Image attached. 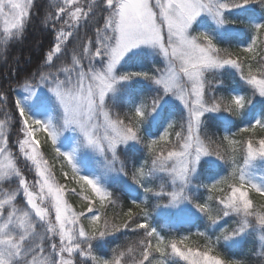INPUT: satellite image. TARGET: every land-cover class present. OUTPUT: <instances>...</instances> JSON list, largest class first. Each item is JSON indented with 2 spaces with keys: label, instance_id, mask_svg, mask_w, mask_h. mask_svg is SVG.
Returning <instances> with one entry per match:
<instances>
[{
  "label": "snow or ice",
  "instance_id": "snow-or-ice-1",
  "mask_svg": "<svg viewBox=\"0 0 264 264\" xmlns=\"http://www.w3.org/2000/svg\"><path fill=\"white\" fill-rule=\"evenodd\" d=\"M34 8L51 34L49 47L22 82L6 90L0 85V114L5 116L0 119V264H167L173 257L186 264H248L222 258L217 248L221 240L233 242L249 232L259 233L264 256V204L257 205L251 195L264 198V175L256 179L251 173L254 161H264V134L256 131L264 133V112L243 123L253 98H264V0H51L46 11L36 0H0V51L6 53L25 39ZM205 18L215 27H206ZM230 31L242 37L250 32V39L238 40L234 50L218 46ZM61 57L65 60L57 64ZM145 57L159 60L148 69L133 66ZM232 70L251 95L237 90L228 97L209 95L207 74ZM137 84L152 95L137 99ZM169 102L180 107L179 130L174 131V114H164ZM235 118L243 125L239 132L247 136L237 140L235 134H209L218 122L230 129ZM153 122L158 135L149 131ZM8 125H19L23 134L17 144L34 169L32 182L17 166L11 150L15 145L4 131ZM37 132L51 142L61 168L65 162L71 166L79 192L59 183ZM65 132L74 136L67 151L60 145ZM145 149L147 158L134 168L132 180L146 197L153 189L145 185L161 177L165 183L156 196L191 205L212 226L235 216L237 226L222 228L215 240L198 232L206 237L205 244L190 246L189 235L160 234L151 223L146 199H132V206L122 212L126 219L114 223L106 214L117 203L113 193L99 178L79 174L76 154L96 153L106 172L126 176L121 151ZM205 166L217 171L203 176L209 183L195 185L208 193L199 202L189 193ZM13 182L15 187H3ZM169 183L173 190L165 192ZM69 195L81 196L82 211L73 209ZM129 230L144 235L124 249L117 245L105 258L107 246Z\"/></svg>",
  "mask_w": 264,
  "mask_h": 264
},
{
  "label": "trees",
  "instance_id": "trees-1",
  "mask_svg": "<svg viewBox=\"0 0 264 264\" xmlns=\"http://www.w3.org/2000/svg\"><path fill=\"white\" fill-rule=\"evenodd\" d=\"M58 2V0H57ZM37 7L47 10V6L51 3V0H36ZM259 11L256 12V15L259 16ZM33 17L31 24L27 28L25 33V39L20 42L12 44L7 52L0 51V85L6 90L9 85H15L17 81H23V79L32 71H34L37 66L41 63L42 53L46 51L49 47V41L51 34L47 28H45L42 23V17L37 16L36 9H33ZM203 24L209 29L215 27V25L210 21V19L205 18ZM243 28V25L240 26ZM91 34V29H89ZM244 39L245 41L250 39V32L246 36H241L239 31H230L223 38H221L218 46L222 48H229L234 50L237 47V41ZM264 40V36L261 37ZM261 48H264V44L260 45ZM63 59V58H62ZM159 59L152 57H145L143 59H138L133 63V66H142L144 69H148L152 66L154 62H157ZM62 61V60H61ZM58 63V61H57ZM234 70L227 73L207 74V80L211 82L209 85V95L215 94L217 96L223 95L228 97L233 90L239 91L244 95H251V90L249 86L245 85L240 79L238 74H233ZM220 81V83H217ZM137 99L139 96H151L152 93L147 89L146 86L137 84L134 86ZM20 90L18 89L17 92ZM13 98L16 96V92L12 93ZM254 103L250 106V110L244 116L243 123H247L250 118L253 116H258L260 113L264 112V98L259 97L258 95L253 98ZM165 115L174 114V119L176 120L175 130H179V113L180 107L175 102H169L166 106ZM123 110V109H121ZM3 114H0L2 116ZM9 115L11 112L9 111ZM227 115V114H225ZM5 119V116H3ZM236 119V124L230 129L225 128L222 122H218L217 126L209 129V134H215V137H223L225 134H235L233 138L239 140L247 134L240 133L239 128L242 125L239 118ZM162 122V120H161ZM147 123V121H146ZM157 122H153L149 131L154 134H157L156 129ZM11 128V129H10ZM8 133L11 132L13 136V141L17 142L19 135H23L19 132V125L16 126H6ZM162 130V129H161ZM173 131V135H174ZM257 135L264 134L260 129H257ZM37 139L41 142L42 151L44 155L54 163V173L57 177L60 184H67L69 188H75L77 192L80 191L79 186L72 181L71 177L74 175L70 166L65 163L63 169L61 165L58 164L56 160V154L52 149L51 142L46 141L44 133L37 132ZM123 147V146H121ZM121 159L125 161V171L127 175L122 174V177L115 182L110 184V191L113 193V199L117 203L111 207L107 208V216L113 219L114 223H122L126 217H123L122 212L127 210L128 207L132 206V199H136L138 202L141 200H147L146 207L150 213L151 223L155 226L161 235L165 238L178 237L179 235H189L190 246H195L196 244L204 245L206 237L198 235V232H205L208 236H211L213 240L215 237L221 234L222 228H227L231 231L232 228L236 227L235 216L230 218H225L223 222L217 226H212L206 217H199L195 214L194 210H188L181 212L178 215L172 216L168 214L163 218L161 216L160 207L161 204L166 201V195L156 196L155 193L160 191V185L165 183L164 179L157 177L152 179L146 187H151L153 191L145 196V193L142 188H139L132 180V173L134 168L139 167V165L147 158L146 149L142 153H120ZM204 160H214L215 157H206ZM149 164L151 163L149 159ZM243 163L242 158L239 161ZM17 166L21 169L22 173L27 177V179L32 182L35 177L34 169L30 168L28 162L25 158L19 157L17 159ZM217 170L214 167L205 166L203 169L202 177L198 181L193 182V187L190 191V195L197 197L199 202H204V198L207 197L208 193L204 189L197 191L195 185L197 183H209V180L203 179L205 175H211ZM67 173L65 177L64 173ZM223 174V173H221ZM170 190V183L165 187L164 191L168 192ZM252 199L257 205L264 204V198L260 197L256 193H252ZM69 204L72 205L73 209L76 211H82L85 206V201L82 200L79 195H69L67 197ZM99 205L97 204V207ZM215 214V204L212 205ZM137 211L136 209H133ZM166 224H163V222ZM137 223L140 221L137 220ZM85 225L87 221H84ZM143 231H124L121 234L117 235V238L113 240L105 249L106 256L105 258H110L112 253L111 249L117 245L121 246V249L126 248L129 244H135L139 239L143 237ZM155 243V241H153ZM262 251L261 244L257 240L254 233L249 232L247 235L243 236L240 243L224 242L221 240L217 252L224 259H244L248 264H264V256L260 255ZM167 264H186L184 261H180L179 258L173 257L167 261Z\"/></svg>",
  "mask_w": 264,
  "mask_h": 264
},
{
  "label": "rangeland",
  "instance_id": "rangeland-1",
  "mask_svg": "<svg viewBox=\"0 0 264 264\" xmlns=\"http://www.w3.org/2000/svg\"><path fill=\"white\" fill-rule=\"evenodd\" d=\"M3 27V21L0 20V29ZM75 41H73L74 43ZM69 49L72 47V44L68 45ZM63 58V59H62ZM157 59V58H156ZM159 59V58H158ZM62 60V61H61ZM61 60L58 61L57 64L62 63L65 60V57H61ZM21 91V90H20ZM40 95L43 96L44 92L41 91ZM178 105V103H176ZM4 115L0 116V119H4ZM44 118V117H41ZM9 126V125H8ZM11 129V128H10ZM6 133H8V130L4 129ZM10 135V145H15V147H12V151L14 154H16L17 159L19 157L24 158L21 154H19V149H18V144L17 142L13 141V136L11 132L8 133ZM20 139H23V135H19ZM74 143V136L71 132H65L61 138H60V145L62 150L67 151L70 150L73 146ZM45 159L53 165V170H54V163L50 159H48L45 156ZM66 163V162H65ZM59 165H61L58 162ZM76 165L79 168L80 172L79 174L82 175H89L91 178H99L101 184L105 186L108 191H110V184L112 182H115V180H118L122 177V173H117L115 171L113 172H106L104 167H103V160L102 158L91 151H78L76 154ZM119 165H117V168ZM71 168V166H70ZM72 170V169H71ZM35 173V172H34ZM251 173L256 177V179H259L261 175H264V161L256 160L253 162L252 168H251ZM3 187H15V182L11 185H4ZM173 189L170 186V190L168 192H171ZM111 192V191H110ZM0 198H2V193H0ZM17 206H21V201L17 200ZM188 210H194L191 208V205L188 204H183V205H178V204H173L170 203V198L166 195V201L161 204L160 211H161V216L165 218L168 214H171L172 216L178 215L181 212H185ZM163 224H166L164 221ZM257 240L259 241V233H254ZM243 238V237H242ZM242 238L237 239L236 241H233L232 243H240ZM261 244V242L259 241Z\"/></svg>",
  "mask_w": 264,
  "mask_h": 264
}]
</instances>
